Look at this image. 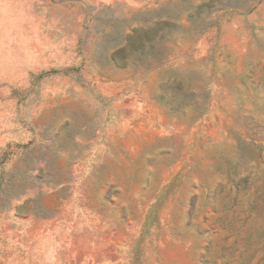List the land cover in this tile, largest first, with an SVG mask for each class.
Masks as SVG:
<instances>
[{"label":"rangeland","instance_id":"1","mask_svg":"<svg viewBox=\"0 0 264 264\" xmlns=\"http://www.w3.org/2000/svg\"><path fill=\"white\" fill-rule=\"evenodd\" d=\"M0 264H264V0H0Z\"/></svg>","mask_w":264,"mask_h":264}]
</instances>
